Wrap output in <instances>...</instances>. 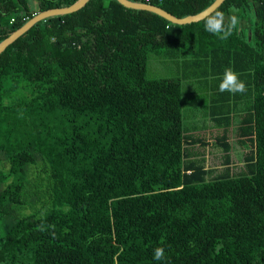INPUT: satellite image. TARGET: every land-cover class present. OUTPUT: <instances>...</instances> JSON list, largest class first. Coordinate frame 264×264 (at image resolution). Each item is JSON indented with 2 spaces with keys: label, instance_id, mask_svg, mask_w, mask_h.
I'll list each match as a JSON object with an SVG mask.
<instances>
[{
  "label": "trees",
  "instance_id": "trees-1",
  "mask_svg": "<svg viewBox=\"0 0 264 264\" xmlns=\"http://www.w3.org/2000/svg\"><path fill=\"white\" fill-rule=\"evenodd\" d=\"M75 1L0 0V41L38 11ZM212 2L149 0L177 17ZM233 6L240 23L228 39L205 31L209 16L227 17ZM150 55L206 87L148 77ZM227 67L245 93L218 90ZM195 99L222 129L219 169L194 151L208 141L192 134L204 123L183 121L182 102ZM235 118L238 172L228 132ZM156 247L164 261L153 259ZM0 264H264V0H224L186 24L88 0L6 46Z\"/></svg>",
  "mask_w": 264,
  "mask_h": 264
},
{
  "label": "rangeland",
  "instance_id": "rangeland-1",
  "mask_svg": "<svg viewBox=\"0 0 264 264\" xmlns=\"http://www.w3.org/2000/svg\"><path fill=\"white\" fill-rule=\"evenodd\" d=\"M179 67L172 66L168 59L166 58H160L155 55H150L148 59L147 64V76L148 77H175L180 78L181 81V87H206L204 85H201L200 83L197 84L195 81L191 80H185L181 79V71L178 69ZM187 89V88H186ZM188 89L187 91H189ZM194 93L199 95V99L204 96L201 90L196 89L191 94ZM191 97V96H190ZM189 98V97H188ZM196 100L193 104H191L190 100H186V103L183 104L182 102V114H183V121L187 123H193V125H197L198 123H204V126H201L200 128L193 131L192 134L200 135L204 139H207V143L205 145H196L194 147V151L196 152V155H205V164L207 166H212L217 169L221 168L223 166L222 164V151L221 148L214 144V136L217 134H220L222 132L221 128H217L213 126L212 121L208 116H206L202 110V114L199 112V105H202L204 101ZM189 103L191 104L189 106ZM192 109V111H191ZM198 115L197 118L199 122H196L195 115ZM195 119V120H194ZM238 119L235 118L232 121V125L229 128V139L232 143V148L230 150L231 155V167L233 168L234 172H238L243 167V148L238 145L236 142V126H237ZM199 157V156H197ZM201 157V156H200Z\"/></svg>",
  "mask_w": 264,
  "mask_h": 264
},
{
  "label": "water",
  "instance_id": "water-1",
  "mask_svg": "<svg viewBox=\"0 0 264 264\" xmlns=\"http://www.w3.org/2000/svg\"><path fill=\"white\" fill-rule=\"evenodd\" d=\"M87 1L88 0H76L70 5L53 7L46 10L38 11L35 15L29 18L22 26L12 31L7 37H5L3 40L0 41V53L6 48V46H8L10 43L16 40L24 32H26L36 22L50 16L63 15L74 12L80 9L82 6H84ZM117 1L120 2L122 5H124L125 7L134 8V9H144L150 12H154L164 17L165 19L169 20L172 23L186 24L190 22L199 21L205 18L207 15L212 13L224 0H213V2L203 10L195 14H190L183 17H177L171 14L170 12L164 10L163 8L153 4L140 3V2H135L133 0H117Z\"/></svg>",
  "mask_w": 264,
  "mask_h": 264
},
{
  "label": "clouds",
  "instance_id": "clouds-1",
  "mask_svg": "<svg viewBox=\"0 0 264 264\" xmlns=\"http://www.w3.org/2000/svg\"><path fill=\"white\" fill-rule=\"evenodd\" d=\"M231 15L225 16L224 12L217 11L214 15L209 16L205 21V31L212 33L221 40L228 39L240 23L237 13L239 12L234 6L230 8ZM218 90L228 92L232 95L243 94L247 91V85L240 78V74L234 71L233 68H225ZM153 259L156 261H164L166 259L165 249L156 247L153 249Z\"/></svg>",
  "mask_w": 264,
  "mask_h": 264
},
{
  "label": "built area",
  "instance_id": "built-area-1",
  "mask_svg": "<svg viewBox=\"0 0 264 264\" xmlns=\"http://www.w3.org/2000/svg\"><path fill=\"white\" fill-rule=\"evenodd\" d=\"M135 2H140V3H146V4H150L149 0H133Z\"/></svg>",
  "mask_w": 264,
  "mask_h": 264
}]
</instances>
